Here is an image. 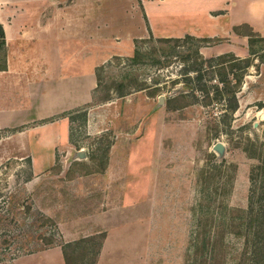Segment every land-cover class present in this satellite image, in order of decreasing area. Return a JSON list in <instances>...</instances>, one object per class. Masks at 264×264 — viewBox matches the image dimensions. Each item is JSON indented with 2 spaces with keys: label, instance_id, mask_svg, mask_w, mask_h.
Here are the masks:
<instances>
[{
  "label": "rangeland",
  "instance_id": "374dc122",
  "mask_svg": "<svg viewBox=\"0 0 264 264\" xmlns=\"http://www.w3.org/2000/svg\"><path fill=\"white\" fill-rule=\"evenodd\" d=\"M133 2L130 31L101 30L93 99L74 113L84 121L70 120L68 144L86 158L66 168L61 148L36 172L25 128L0 130V264L54 246L70 264H95L114 229L126 234L107 244L125 242L137 264H250L242 220L250 196L264 194L263 169L250 177L264 163V36L240 25L232 38L163 41L137 23ZM223 53L251 59L233 67L244 76L231 116L219 74L231 57L203 60ZM249 139L255 147L245 149Z\"/></svg>",
  "mask_w": 264,
  "mask_h": 264
},
{
  "label": "crops",
  "instance_id": "0c3cea01",
  "mask_svg": "<svg viewBox=\"0 0 264 264\" xmlns=\"http://www.w3.org/2000/svg\"><path fill=\"white\" fill-rule=\"evenodd\" d=\"M133 1L137 23L156 37L232 38L240 25L264 36V0H0V130L25 128L34 171L48 168L56 151L70 145L69 115L92 101L97 85L94 64L108 39L101 30L130 31ZM125 234L106 235L95 264H137L125 242L107 244ZM22 260L17 264H67L61 246Z\"/></svg>",
  "mask_w": 264,
  "mask_h": 264
},
{
  "label": "trees",
  "instance_id": "16d2710c",
  "mask_svg": "<svg viewBox=\"0 0 264 264\" xmlns=\"http://www.w3.org/2000/svg\"><path fill=\"white\" fill-rule=\"evenodd\" d=\"M185 38H191L193 37L190 34H184ZM182 37H160V40L163 41H174L179 42ZM5 40H4V32L2 29V25L0 24V68L2 66H5L4 63V51H5ZM264 47V46H263ZM252 53H255L252 51ZM3 56V57H2ZM231 57V63L229 65V68H227L224 64L222 66V69L219 71L220 79L223 82V91L224 92V116H231L233 113L238 109L239 102H238V96L237 91L240 88L242 78L244 76L243 72H238L235 68H233L235 65H238L240 62H244L245 67H247L250 64L249 58H240L239 56H236L232 53H223L217 55V57H213L210 59H203L205 62L208 63L209 66L215 65V63H225L226 58ZM133 58V57H132ZM136 58H134L135 60ZM216 61V62H215ZM198 74V78H201L202 74L200 72L199 68L195 69ZM231 71L232 78H228V73ZM189 79V78H188ZM190 80V79H189ZM189 82V81H188ZM216 90H220L216 87ZM217 94V92H216ZM223 96V93H221ZM205 97L212 98L209 96L208 92L205 91ZM77 112L70 113L69 118L70 120H73L77 116H82V121H84L86 113L83 112L81 114H74ZM248 147H255V144L252 140H248V144L244 146L245 149H248ZM264 162V157H263ZM257 168H262L264 172V163L262 165H258L254 168H252L250 177L252 180L255 179V174ZM262 189L261 192L264 193V173L262 175ZM255 190H253L254 192ZM254 194L250 196L249 202H248V209L245 211V215L243 217L242 222L246 223V229H247V240L250 243L251 248V258H250V264H264V194L259 193L256 198H254ZM258 201V204L256 203ZM244 212V210H241ZM263 231V233H262ZM262 233V234H261ZM258 234H261L260 238H257L256 236ZM249 239H251L249 241ZM64 257L67 264H70L68 255V252L66 249H63Z\"/></svg>",
  "mask_w": 264,
  "mask_h": 264
},
{
  "label": "water",
  "instance_id": "95a60500",
  "mask_svg": "<svg viewBox=\"0 0 264 264\" xmlns=\"http://www.w3.org/2000/svg\"><path fill=\"white\" fill-rule=\"evenodd\" d=\"M163 95H158V104L163 102ZM212 148L217 152L219 156L224 153V143L220 140H217L213 143ZM65 167L67 168L69 163L74 159H84L87 157V152L84 147H78L68 145L65 148Z\"/></svg>",
  "mask_w": 264,
  "mask_h": 264
}]
</instances>
